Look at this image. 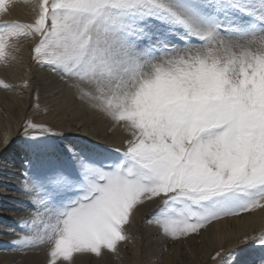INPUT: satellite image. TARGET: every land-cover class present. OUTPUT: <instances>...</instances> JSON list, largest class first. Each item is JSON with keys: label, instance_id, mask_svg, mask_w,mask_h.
Masks as SVG:
<instances>
[{"label": "snow or ice", "instance_id": "obj_1", "mask_svg": "<svg viewBox=\"0 0 264 264\" xmlns=\"http://www.w3.org/2000/svg\"><path fill=\"white\" fill-rule=\"evenodd\" d=\"M20 37L130 138L113 156L55 145L28 121L25 191L42 228L23 222L31 234L14 244L50 245L49 264H71L115 252L145 201L160 198L148 222L173 240L264 208V0H38L34 22L0 25V64ZM247 239L259 254L221 264H264V234Z\"/></svg>", "mask_w": 264, "mask_h": 264}, {"label": "bare ground", "instance_id": "obj_2", "mask_svg": "<svg viewBox=\"0 0 264 264\" xmlns=\"http://www.w3.org/2000/svg\"><path fill=\"white\" fill-rule=\"evenodd\" d=\"M37 4L38 0L13 1L0 15L3 18L34 21ZM22 39L32 40L29 37H22ZM36 78L38 81H43L40 89L42 90L41 105L36 110L31 109L33 106L30 102L34 95L31 87L28 89L21 87V89L24 88L22 92L18 90L20 87L12 92H0L4 105V111L0 110V264H49L50 260V245L32 247L13 243L20 240L22 236L31 234L27 228L21 226L23 222L27 221L30 227L36 229H41L42 225L31 224L35 218L37 206L33 203L32 195L25 191L29 152L12 142L15 132H6L5 125L1 121L5 114L20 121L19 114L16 113V107L19 106L36 118L41 114H48L53 122L49 124L61 132H71L101 144L126 147L123 128L113 125L107 118V127L112 131V136H108L106 127L98 122L70 119V122L62 123L64 122L62 118L65 116L62 104L65 99L61 93L63 85L60 76L52 71H44L40 67ZM64 145L73 147L69 142ZM159 206L160 198H157L153 201H145L142 206H137L138 210H133L130 217L131 226L125 225L128 242L126 240L123 245H120L126 247V251L121 249L118 255L105 249L100 256L92 253H75L71 264H221L224 260L221 259L222 256L243 248L253 241L247 239L246 243H242L246 238L258 237L264 233V208H257L236 218L217 222L208 228L206 235L202 237L201 244L195 245L197 247L194 250L191 249V253H186L179 246H170L171 242L162 233V229L155 223L148 222ZM133 242L136 243L134 248L131 247ZM220 248H224V252L215 258ZM115 260L119 261L115 262ZM58 264H68V262L61 260Z\"/></svg>", "mask_w": 264, "mask_h": 264}, {"label": "rangeland", "instance_id": "obj_3", "mask_svg": "<svg viewBox=\"0 0 264 264\" xmlns=\"http://www.w3.org/2000/svg\"><path fill=\"white\" fill-rule=\"evenodd\" d=\"M13 1H17V0H10L9 3L13 2ZM8 4L6 5V7L8 6ZM32 22H34V21L29 22L27 20H20L18 18H13V19L3 18L0 15V25L11 24V23L30 24ZM26 43H28V44H26ZM35 43H36V41H34L33 39L29 40V41H26V40L24 41V39H22V37L18 38V40L16 41V49L12 52V55L15 57V59L11 60L7 64H0V90H1L0 92H6V93L12 92L13 90H17L19 87H20V89H18V90L20 92H22V91H24L23 90L24 88L28 89L31 87L34 95H33V98L31 99L30 104H32V106H33V108H31V109H34V110H36L41 105L40 94L42 93V90H40V89L43 86V81H38V78H36L37 74H38V70H40V67H41L44 71L50 72L47 68L38 65L37 62L35 61L34 53H33V48L35 46ZM28 64H30V66ZM14 78H15V80H14ZM61 82L63 85V86H61V93L63 95V98L65 99V101L62 104L63 111L65 112V114H64L65 116L63 118L61 117L64 121L62 123H68V122H70V119H80L83 122H98L101 124V126L106 127V130H105L106 134L108 136H112V133H111L112 131L108 130L107 119H106L105 115L103 113L99 112L98 110L93 109L87 100L81 99L79 96V93L72 86V83L70 81L62 80ZM5 84L8 85L7 88L3 87V85H5ZM22 84L24 86H22ZM21 87H24V88L21 89ZM20 95H22V94H20ZM23 96H25V94H23ZM3 106H4L3 101L0 97V110L4 111ZM16 113L19 114L20 121H17L16 118L13 119V116L8 115V114H5L3 116V119H1V121H2L3 125H5L6 132H8V133L15 132V138L13 139L12 142L15 143V145L21 146V148L23 150L25 149L26 151H28V144L30 143V141L28 140V137L24 133V127H25L26 123L28 121H31V122L36 123V124H43V125H46L47 127H50L51 125L49 123L51 122V117L49 118L48 114H41L40 113L41 115L39 114L40 116L37 117L39 119H37L32 114L29 115V112L27 110H25L24 108H21L19 106L16 107ZM51 123H53V122H51ZM74 124H76V123H74ZM21 125H22V128H21ZM77 125L78 124H76V126ZM17 128H19L18 131H16ZM50 128L52 129V131L49 133H44L41 138L50 140L53 144L58 145V146L64 145L66 142H69L72 146L78 148V147L84 145L85 143H88L90 146L91 145H97L101 149H105V150L111 152L113 156H119L120 155L119 152L115 151L116 149H121V150L124 149L121 147L110 146V145L104 144V143L101 144L99 142H95V141L86 139L84 137H81L80 135H74L71 132L70 133L69 132L68 133L67 132H61L60 130H57L54 126H51ZM123 131H124V129H123ZM29 132L34 133L37 136H40V133L38 130L29 129ZM124 133H125V139L130 138V136L127 132L124 131ZM26 168L28 170L30 168V166H26ZM243 214L244 213H242L240 215H243ZM240 215L225 216V217H222L220 219L213 220L206 227L201 228L199 230V232L193 233V234L186 236V237H182L179 240H173L168 236H166V237L171 242V243H169L170 246H179L180 249L185 251L186 253H191V249L194 250L197 247V246L195 247V245L201 244L202 237H203V235H206L208 228H210L211 226H214L219 221L229 220L232 217L236 218ZM131 224H132V222H131V218H130V222H129V224H127V227L131 226ZM124 230H125V226H124ZM261 234H264V233H261ZM126 240H124V241H126ZM124 241L120 242L117 245V250L113 253H117L119 255L121 249H124L125 251L127 250L126 247L120 246V245H123ZM127 242H128V240H127ZM253 244H254V241L250 242L249 245H247L243 248L236 249V250L231 251V252H240L241 249H245V250H248L249 252H254L255 254H259V253H257L258 249H259V245H256V248L253 249L251 247ZM135 245H136V243L133 242V244H131V247L134 248ZM218 251L220 254H222L224 252V248H220ZM228 253H230V252H228ZM228 253L226 255L222 256L221 259H225L228 255ZM138 254L139 253L137 252V254H136L137 258L139 257ZM118 258H119V256H118ZM215 258H217L216 255H215ZM118 261L119 260H115V262H118Z\"/></svg>", "mask_w": 264, "mask_h": 264}]
</instances>
